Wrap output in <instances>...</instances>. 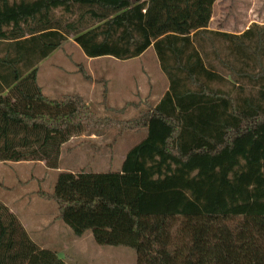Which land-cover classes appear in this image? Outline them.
<instances>
[{
	"label": "trees",
	"instance_id": "trees-1",
	"mask_svg": "<svg viewBox=\"0 0 264 264\" xmlns=\"http://www.w3.org/2000/svg\"><path fill=\"white\" fill-rule=\"evenodd\" d=\"M214 2L0 0V161L58 168L61 145L97 120L80 94L50 98L38 84L37 65L73 28L56 9L99 23L74 32L89 58L154 49L168 87L126 121L147 132L120 170L59 171L41 193L76 236L131 248L137 264H264V24L209 29ZM217 64L233 88L213 86L225 81ZM0 264L64 262L0 202Z\"/></svg>",
	"mask_w": 264,
	"mask_h": 264
},
{
	"label": "rangeland",
	"instance_id": "rangeland-1",
	"mask_svg": "<svg viewBox=\"0 0 264 264\" xmlns=\"http://www.w3.org/2000/svg\"><path fill=\"white\" fill-rule=\"evenodd\" d=\"M79 15L76 9L72 13L56 9L53 13L62 25L72 23L73 28L68 29L61 46L37 65V81L50 98L80 94L97 123L89 124L92 131L74 134L61 145L58 168L46 166L45 160L0 161V202L10 204L31 239L41 248L56 251L64 264H137L131 248L100 245L90 231L76 236L58 218L56 203L41 195L52 191L63 169L74 173L120 170L122 157L146 134V127L126 121L150 110L168 87L152 47L140 58L87 57L73 40L74 32L99 23ZM251 23L264 24V0H215L208 28L240 33ZM217 66L225 81L213 86L233 88V76ZM240 83L245 92L256 89L246 80Z\"/></svg>",
	"mask_w": 264,
	"mask_h": 264
},
{
	"label": "crops",
	"instance_id": "crops-1",
	"mask_svg": "<svg viewBox=\"0 0 264 264\" xmlns=\"http://www.w3.org/2000/svg\"><path fill=\"white\" fill-rule=\"evenodd\" d=\"M212 7H213V6H212ZM209 23H210V20H209ZM208 26H209V24H208ZM143 53H144V52H143ZM143 53L140 54V55H138L137 57H134V58H140V57H142V56H143ZM156 60H157V57H156ZM157 61H158V60H157ZM158 64H159V62H158ZM159 67H160V66H159ZM167 81H168V80H167ZM108 95H109V97H110V92H108ZM158 100H159V99H158ZM157 102H158V101H157ZM157 102H156V103H157ZM146 132H147V131H146ZM145 136H146V134H145ZM145 136H144V137H145ZM144 137H143V138H144ZM143 138H142V139H143ZM142 139H141V140H142ZM141 140H140V141H141ZM140 141H138V142H140ZM138 142H137V143H138ZM137 143H135V144H137ZM135 144H134V145H135ZM134 145H133V146H134ZM133 146H132V147H133ZM132 147H131V148H132ZM129 149H130V148H129ZM127 152H128V151H127ZM125 155H126V153H125ZM125 155L122 157V160L120 161V168H121V164H122V162H123V160H124V158H125ZM5 162H6V163H10V162H11V163H12L13 161H5ZM60 171H71V172H73L72 170H67V169H63V170H60ZM6 204H7V203H6ZM7 206L9 207V210L15 214V211H14L15 209H14L10 204H7Z\"/></svg>",
	"mask_w": 264,
	"mask_h": 264
}]
</instances>
